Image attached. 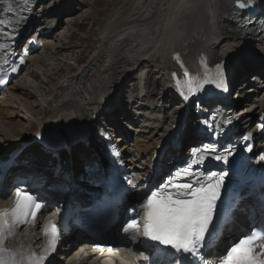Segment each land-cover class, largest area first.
I'll use <instances>...</instances> for the list:
<instances>
[{"label":"bare ground","instance_id":"obj_1","mask_svg":"<svg viewBox=\"0 0 264 264\" xmlns=\"http://www.w3.org/2000/svg\"><path fill=\"white\" fill-rule=\"evenodd\" d=\"M31 5L32 14L39 16L44 13L49 2L34 0ZM235 9L234 0L119 1L114 11L108 12L104 16V21L98 24L97 31L101 40L95 53L86 64H82L78 68L75 75L62 78L60 83L52 88L50 94H45V90L39 93V109H35V106L26 100L36 96L35 93L25 89L27 77H21L14 84H11L13 80L10 82L8 90L0 96V153L15 148L24 137L31 139L30 129L53 115L52 105L56 103L57 99L61 100L65 97L77 99L81 101L82 108L89 116L94 114L98 116L102 106L99 103L102 96L98 90L103 89L108 97L107 104L112 106L111 111L104 112L103 115H107L104 120L115 132H118L119 138L124 133L127 138L136 136L134 148L129 151L132 152L134 163L141 162L142 165H146L148 161L154 159L157 143L167 131H170L168 128L171 124L164 129L163 125L165 122H175L179 111L175 109L172 113H167L165 108H162L164 115L158 116L156 113L141 110L143 104L150 98L151 92L147 88L148 80L144 79L145 92L135 96H133L134 90L131 95L125 94L126 87L124 86L131 83L130 76L136 74L139 68L145 65V68H148L147 74L154 71L163 78L165 86L162 89L164 90L162 103L166 104L165 97L167 96L165 95L175 96L177 80L180 82L184 80L183 73L185 71L189 73L190 77L196 76L197 70H199L197 56L202 53L211 55L217 63L222 62L228 70L231 68L234 91H237L236 93L238 90L243 91V84L239 85L238 82L248 74L249 67L235 64L236 68L230 64L236 62L237 57H240V52H244L245 47L249 46L256 47L264 62V39L237 29L234 18ZM51 12L48 14H52ZM40 19L31 22L33 33L27 39H36L38 47L33 52L31 60L37 62L40 68L44 69L45 63L41 55L51 43L56 45L55 41L50 40V36L58 26L52 29L56 20L52 16H47L42 21ZM40 22L45 25H41ZM40 30L41 32L38 34ZM177 52L180 54L179 61L173 59V55ZM261 64L252 71L264 72V63ZM138 78L141 80L142 75ZM80 82L82 85L89 86L92 89L91 92L78 95L73 89ZM259 82V80L254 82V94L244 95L246 103H240L239 109L243 110L241 115L245 120H253L255 114H259L264 108V91L259 89ZM66 83L68 84L66 85ZM126 97L133 100V107L137 108L135 115L140 112L138 122H142L141 126H145V128L139 127L136 134L128 132L120 126L124 122L122 120L128 118L126 115L130 117V112L127 111L129 101ZM233 97L235 98L232 95V99ZM233 100L235 101V99ZM139 103L143 104L138 105ZM172 103L176 106L177 99L173 98ZM113 111L115 119L111 120L108 117ZM247 113H250V116L245 118ZM185 132L186 134H181V139L184 145H187L190 143L188 135H195L196 130L192 129L190 132L186 129ZM126 145L127 142L122 146L126 147ZM153 149L154 151H152ZM148 152L151 154L142 156ZM140 156L141 159H139ZM134 195L136 192L133 193V197ZM237 220L238 224H246L244 223L246 218L242 214ZM230 236L231 234L224 238L222 243L227 241ZM232 238L233 235L228 239V243ZM131 248L137 250L136 246ZM67 252V248L64 251L61 250L60 256ZM136 256L138 257L137 253ZM79 258V255L74 257L75 260ZM74 259L70 257L67 262H72ZM133 263L136 264L135 261Z\"/></svg>","mask_w":264,"mask_h":264},{"label":"snow or ice","instance_id":"obj_2","mask_svg":"<svg viewBox=\"0 0 264 264\" xmlns=\"http://www.w3.org/2000/svg\"><path fill=\"white\" fill-rule=\"evenodd\" d=\"M234 2L239 9L251 10L256 6L257 0ZM17 35V30L13 29L8 40L14 43ZM11 43L7 47H10ZM5 47L0 44V49ZM173 59L179 61L180 54L175 53ZM24 63L21 59L20 64ZM18 67H13L12 71H18ZM183 75L185 87L178 91L185 102L199 96L208 85L227 91L222 62L215 65L214 71L206 70L202 76L190 77L187 71ZM4 83L6 81L0 78V84ZM177 84H180L179 80ZM203 123L213 135L218 136L222 134L223 125L231 124L232 121L228 119L215 127L208 121ZM259 127L264 132V123ZM174 128V135H177L181 130L180 126L175 125ZM242 139L250 140L251 136L246 135ZM247 150L251 151L250 145ZM115 155L119 156V153ZM233 155L230 148L218 150L215 143L202 144L199 148L192 149L185 167L178 169L160 186L142 194L143 203L139 207L143 211V217H140L136 208H130V215L120 231L133 240L136 234L140 233L145 240L159 245V252L154 254V264H213L210 256L217 254L215 249L223 238V230L235 222L226 211L229 206L226 197L230 193V173L228 170H221L205 174L198 166L208 159L229 165ZM258 159L264 161V155H260ZM125 179L132 185L131 179ZM44 206L43 198L38 194L17 188L14 204L8 208H0V264H50L49 258L57 252L62 235L61 227L51 218L43 225L47 242L41 254L37 255L31 251L30 246L23 244L17 249L6 247V242L15 238L18 228L37 223L38 215ZM94 247L102 246L97 244ZM108 251L111 252L112 249L109 248ZM101 264L115 262L113 258L106 257ZM217 264H264V225L253 226L246 235L227 249Z\"/></svg>","mask_w":264,"mask_h":264},{"label":"rangeland","instance_id":"obj_3","mask_svg":"<svg viewBox=\"0 0 264 264\" xmlns=\"http://www.w3.org/2000/svg\"><path fill=\"white\" fill-rule=\"evenodd\" d=\"M119 1L121 0H47L49 5L45 8L44 13L40 15V18L45 19L47 16H52L56 19L52 29H55L57 26L58 28H56L50 36V40L55 41L56 45L54 46L51 43L49 48H46L42 52V60L45 63L44 69H41L37 62L31 61L25 71L19 77L15 78L13 84L14 82H18L23 76L27 77L25 89L36 95L29 99H26L24 96L21 97L30 101V103L35 106V109H39V93L45 90V94H50L52 88L59 84L62 78L75 75L78 68H80L82 64H86L97 50L101 40L97 31L98 24L104 21V16L108 12L112 13L114 11ZM49 12L52 14H48ZM40 24L45 25L43 22H40ZM245 48L244 52H240V57H237L236 62L230 64V66L234 65L235 67L236 65L249 67V70H247L249 71L248 74L241 78L238 82L239 85H242V82L251 75L250 71L262 65L261 63H264L255 46ZM145 67V65L141 66L136 74L130 76L131 83L124 86L126 87L125 94L131 95L133 90V96L138 93L141 94V89H139L138 86L141 85L142 80H139L138 77L143 75L146 69ZM147 77V88L150 89L151 93L149 95V100L146 101L145 104H138H143L141 110L149 113H156L158 116L164 114L162 108H165L167 113H172V111L175 110V104L172 103L171 97L165 95L167 96L165 97L166 104L162 103L164 100V93H162L164 90L162 89L165 86L163 78L154 71L148 74ZM254 85L255 83H252V86ZM262 89L264 91V87H262ZM126 98L129 101L127 111L130 112V117L126 115L128 118L125 117L126 119L122 120L124 122L120 126L126 131L134 134L139 127L145 128V126H141L143 123L138 122L140 119V112L135 115L137 108L136 106L133 107V100H131L130 97ZM233 99L235 98L233 97ZM243 101H246V99H240V103H243ZM114 113L115 112L112 114ZM246 115L248 116L250 113ZM256 115H258V113H256L255 116ZM169 124L171 123L165 122L163 129L166 126L168 127ZM129 125L130 127H128Z\"/></svg>","mask_w":264,"mask_h":264}]
</instances>
